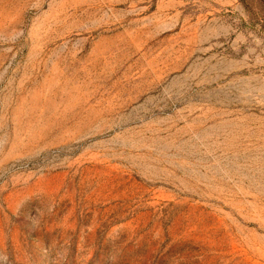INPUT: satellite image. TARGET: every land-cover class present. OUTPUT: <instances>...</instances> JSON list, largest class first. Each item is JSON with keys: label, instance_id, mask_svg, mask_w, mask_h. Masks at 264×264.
<instances>
[{"label": "rangeland", "instance_id": "obj_1", "mask_svg": "<svg viewBox=\"0 0 264 264\" xmlns=\"http://www.w3.org/2000/svg\"><path fill=\"white\" fill-rule=\"evenodd\" d=\"M0 264H264V0H0Z\"/></svg>", "mask_w": 264, "mask_h": 264}]
</instances>
